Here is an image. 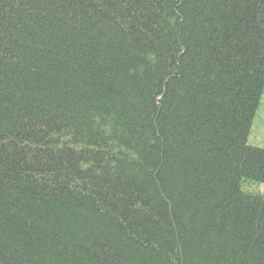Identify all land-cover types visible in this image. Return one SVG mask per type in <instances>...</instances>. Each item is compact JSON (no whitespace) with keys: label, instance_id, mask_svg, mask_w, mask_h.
<instances>
[{"label":"trees","instance_id":"1","mask_svg":"<svg viewBox=\"0 0 264 264\" xmlns=\"http://www.w3.org/2000/svg\"><path fill=\"white\" fill-rule=\"evenodd\" d=\"M264 0H0V264H264Z\"/></svg>","mask_w":264,"mask_h":264},{"label":"rangeland","instance_id":"2","mask_svg":"<svg viewBox=\"0 0 264 264\" xmlns=\"http://www.w3.org/2000/svg\"><path fill=\"white\" fill-rule=\"evenodd\" d=\"M249 144L264 148V94L253 122Z\"/></svg>","mask_w":264,"mask_h":264}]
</instances>
